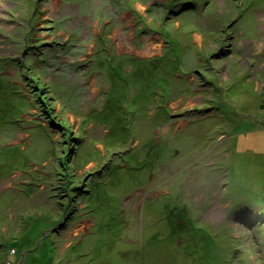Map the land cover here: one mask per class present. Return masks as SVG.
<instances>
[{
  "label": "rangeland",
  "instance_id": "1",
  "mask_svg": "<svg viewBox=\"0 0 264 264\" xmlns=\"http://www.w3.org/2000/svg\"><path fill=\"white\" fill-rule=\"evenodd\" d=\"M60 1L0 0V264H264V0Z\"/></svg>",
  "mask_w": 264,
  "mask_h": 264
},
{
  "label": "flooded vegetation",
  "instance_id": "2",
  "mask_svg": "<svg viewBox=\"0 0 264 264\" xmlns=\"http://www.w3.org/2000/svg\"><path fill=\"white\" fill-rule=\"evenodd\" d=\"M60 2H62V1H60ZM63 5H64V3L62 2L61 6H63ZM64 6H65V5H64ZM64 6H63V8H64ZM109 11H110L109 13H111V14L113 13L112 16H113L114 18H115V17H116V18H117V17L119 18V16L117 15L118 11H117V10L115 11V10L113 9V6H112L111 9H109ZM133 29L135 30L134 27H133ZM102 37H103V36H101V35L99 36L100 39H101ZM96 38H98V37H96ZM70 213H71V212H70ZM68 215H69V214H68Z\"/></svg>",
  "mask_w": 264,
  "mask_h": 264
},
{
  "label": "crops",
  "instance_id": "3",
  "mask_svg": "<svg viewBox=\"0 0 264 264\" xmlns=\"http://www.w3.org/2000/svg\"><path fill=\"white\" fill-rule=\"evenodd\" d=\"M60 1V0H59ZM64 248H65V245H64ZM14 254H17V249H15L14 250V252H13ZM24 260V259H23ZM8 261H10V260H8ZM22 262V260L20 261V263Z\"/></svg>",
  "mask_w": 264,
  "mask_h": 264
},
{
  "label": "built area",
  "instance_id": "4",
  "mask_svg": "<svg viewBox=\"0 0 264 264\" xmlns=\"http://www.w3.org/2000/svg\"><path fill=\"white\" fill-rule=\"evenodd\" d=\"M11 252H14V249H13V248L11 249ZM7 263L9 264V262H8V261H7Z\"/></svg>",
  "mask_w": 264,
  "mask_h": 264
},
{
  "label": "trees",
  "instance_id": "5",
  "mask_svg": "<svg viewBox=\"0 0 264 264\" xmlns=\"http://www.w3.org/2000/svg\"><path fill=\"white\" fill-rule=\"evenodd\" d=\"M31 38V37H30ZM262 106L264 107V103L262 104Z\"/></svg>",
  "mask_w": 264,
  "mask_h": 264
}]
</instances>
